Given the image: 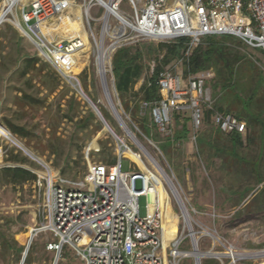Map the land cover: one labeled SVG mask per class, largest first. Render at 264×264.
<instances>
[{
	"label": "built area",
	"instance_id": "1",
	"mask_svg": "<svg viewBox=\"0 0 264 264\" xmlns=\"http://www.w3.org/2000/svg\"><path fill=\"white\" fill-rule=\"evenodd\" d=\"M124 1L129 3L132 12L122 9ZM73 3L76 0H0V27L6 22L14 23L36 46L40 57L66 76L83 96L86 94L77 75L66 72L64 67L73 63L92 38L97 48L98 71L105 70L106 88L100 71L99 74L108 104L124 133L119 134L96 105L97 115L115 138V161L110 164L92 161L93 147L89 146L87 172L77 180L64 177L46 162L41 164L45 171L38 173L33 181L40 198L38 215L41 221L30 227V242L40 233H52L56 240L49 241L47 249L56 253L53 264L59 263L66 245L72 247L85 264H166L164 251L172 242L165 243L167 200H163V193H166L170 204L173 198L179 208L178 228L182 221V233L172 242L170 255L179 259L194 256L190 252L199 250L195 225L204 233L215 235L193 217L196 208H190L189 199L180 191L175 176L167 173L140 140L136 133L140 130L132 122L131 114L123 109L118 96L111 93L107 73L109 68L112 70L115 51L140 39L188 38V55L205 36L231 35L264 50V0H84L80 5L88 25V29L85 26L88 38L76 35L50 39L44 30L45 23L62 17ZM94 7L105 12L98 36L92 26V22L100 19L92 14ZM179 63L169 64L158 72L157 83L162 95L150 101L140 100V112L149 111L157 129L171 136L173 112L189 111L192 138L196 141L204 120V104L211 106L213 101L206 84L214 77V69L184 78ZM154 68L152 66L151 73ZM143 81L144 77L134 89H140ZM212 120L224 133L245 134L247 130L246 122L231 112L215 111ZM129 141L138 149H133ZM126 152L133 154L131 165L138 167L123 170ZM143 195L148 200L145 216L140 214L139 206V198ZM187 237L192 249H180ZM230 251L232 253V247ZM24 263L25 257L20 264Z\"/></svg>",
	"mask_w": 264,
	"mask_h": 264
},
{
	"label": "rangeland",
	"instance_id": "2",
	"mask_svg": "<svg viewBox=\"0 0 264 264\" xmlns=\"http://www.w3.org/2000/svg\"><path fill=\"white\" fill-rule=\"evenodd\" d=\"M83 1L76 0V3L81 4ZM138 5L140 7L141 3ZM122 9L132 12L127 1L122 3ZM92 14L100 18L92 22L95 34L98 36L101 33L102 17H104L105 12L102 13L101 10L94 7ZM61 24L66 29L64 32L63 28L57 29L59 38L76 35L88 36V31L85 29V26L88 29V25L86 19H83L82 7L77 9L69 20H63ZM145 41L147 42L144 43L153 42L149 39ZM90 45L91 48L87 55L80 58V62L84 64L79 67L77 72L65 68L64 70L77 75L83 92L98 106L110 125L119 134H123L122 127L111 112L102 86L96 61L97 48L92 38H90ZM246 51L253 54L252 57L254 58L250 61L257 67L259 82L264 85L263 50L249 46ZM154 56L152 54L145 60L150 62V70L152 66H155V61L150 59ZM30 59H35V61L23 74ZM178 65L180 71L181 64ZM76 67L78 68V66ZM107 74L111 93L118 96L123 109L127 113L130 112L127 104L131 105V119L140 130L135 131L142 143L159 160L167 173L175 176V182L180 191L189 199L190 208H196L193 217L215 235H208L203 232L200 226L195 225L199 250L202 252L224 253L225 255L221 257H219V254L216 257L203 256L202 263L205 260H210L212 264H264V254H262L264 252V220L260 219L259 227H253L258 226L255 223V225H250V228L246 229L247 225H239L238 219L243 212H248V209H243L231 217L230 215L226 216L223 210H218V206H216V210L209 209L202 200L203 196H211L216 197L214 201L218 202L221 191H233V193L241 191L244 194L245 186L248 183L256 184L254 173L250 172V166L244 164L238 170L233 165L236 162L232 163L230 159L242 161L240 153L254 159L258 147L256 145L247 147V143L242 144L238 148L240 153L238 151L237 153L227 152L231 158L225 152H217L216 154V145L231 148L230 139L219 141L215 138L216 135H212L214 136L212 137L213 145L211 147L207 146V148L202 147L204 142L202 131L205 129L211 130L209 128L212 127L215 128L214 122L212 121L210 125L204 123L199 129L195 141L192 138L190 119H187L189 132L186 138L176 141L171 146L170 142L157 136L155 130L160 131L155 124L150 125L151 116L149 111L144 114L140 110L137 112L134 109L137 105L134 102L135 99L128 100L127 103L124 102L122 96L118 95L117 88H115V78L110 68ZM215 74L214 69V76ZM243 81L245 83L246 79ZM206 87L208 92L211 93L213 79L208 80ZM220 96L219 102L226 109L233 95L227 93L225 96H228V98L226 99H224V94ZM237 107V104H234L230 111L235 114ZM180 113L179 121L171 116L170 128L173 134L179 132L185 123L186 117H190L189 111ZM141 120L142 124L140 123ZM0 123L34 154V156H30L22 148L0 135V168L5 165L23 166L29 170H34L33 172L38 175V173L45 171L41 164L46 162L64 177L77 180L81 179L87 172L86 150L89 146L93 147L90 153L92 161L108 163L107 160H112L117 156L114 136L107 130L101 118L80 90L66 76L40 57L36 46L12 22H6L0 27ZM13 126L24 128V131L14 134L11 131ZM132 128L135 129L133 126ZM208 132H205L207 137ZM219 132L222 134L220 129ZM128 143L133 149H138L130 141ZM94 147L98 149H94ZM210 150L212 153H210ZM2 152L3 157H1ZM11 154L17 156L15 161L8 159ZM132 161V155L130 153L126 154L123 157V170L128 171L138 167L135 164L132 166ZM258 196L255 199L256 202L259 201ZM237 200L234 198L233 203ZM147 201L146 196H140L139 206L142 216L147 214ZM39 203L40 198L33 181L17 186L0 183V264H20L24 257V264H53L56 253L47 249V243L56 240L53 234L43 232L36 236L33 241L30 242L29 239L30 227L39 225L41 221L38 215ZM171 205L169 242L178 239L182 233L181 220L179 228L177 227L179 208L173 198ZM236 226H239L238 231L234 229ZM229 228H232V230ZM230 234H233L232 238L235 239L237 245L233 243L234 240H230ZM172 242L164 251L166 264H175L176 262L178 264H195L194 256L179 259V257L170 255L173 248ZM230 247H232L234 253H238L236 256L231 255ZM179 248L183 250L192 249L188 237ZM258 252V256H238L239 254L245 255ZM58 264H85V262L72 247L66 245Z\"/></svg>",
	"mask_w": 264,
	"mask_h": 264
},
{
	"label": "trees",
	"instance_id": "3",
	"mask_svg": "<svg viewBox=\"0 0 264 264\" xmlns=\"http://www.w3.org/2000/svg\"><path fill=\"white\" fill-rule=\"evenodd\" d=\"M145 40L148 39H140L130 44H125L119 47L113 55L112 72L115 78L116 88L119 95L122 96L123 101L127 103L128 100L132 101L135 99L137 105L134 109L138 112L140 110V100L150 101L160 98L162 92L157 83L158 72L169 64L180 62L181 72L184 78H188L190 75L199 73L203 70L214 68L216 74L212 78L213 89L211 92L213 101L211 106L204 104L203 124H211L213 121L212 115L215 111L231 112L232 106L237 104L238 107L235 111V115L246 122L247 130L245 134L238 132L220 134L217 131V135H214L215 138L219 141L230 139L232 146L231 148H223L220 145H216V150H214L216 154L217 152H225L230 156L227 152L233 151V153H237L238 148L242 146V144L247 143V147L251 145H256L258 147L254 159L244 154L241 155L238 151L240 153V158L243 160H233L230 156V161L232 163L236 162L233 165H235L238 170L244 164L251 167L250 172L254 173L253 175L257 183H248L244 189L245 193H250L259 188V204H264V85L259 82V71H257V67L250 61L254 58L252 57L253 54L246 51L249 45L236 36L211 35L202 38L201 43L186 55L189 44L188 38H180L172 41L149 39L153 40V42L144 43L147 42ZM90 48V43H87L77 54L73 63L64 68L77 72L79 67L84 64L80 62V58L87 55ZM152 54L155 55L154 58H150L155 61L153 73L150 71V62L145 61L146 58ZM34 61L35 59L28 60L26 70L23 74L27 72ZM76 66H78V68ZM142 77H144V81L140 89L136 91L134 87ZM244 79H246L245 83L243 81ZM227 93H231L233 97L230 99L225 109L219 100L222 94H224V99L228 98V96H225ZM127 105L130 108L129 113L131 114V105ZM172 116L179 121L181 113L179 110H175ZM187 119L191 121L190 117H186L182 129L171 136H167L157 130H155V132L160 139L170 142L171 146H173L176 141L178 142L186 138L189 132ZM140 123L142 124V120ZM152 123L154 124L152 118H150V125ZM209 129H214V127ZM11 131L14 134H18L24 131V128L13 126L11 127ZM206 131L208 132L210 130L205 129L202 131L204 134L202 147L207 148V146L211 147L213 145L212 137L214 136H212L213 132L210 131L207 137V134H205ZM210 153H212L211 150ZM16 157V155L11 154L8 156V159L15 161ZM115 159L116 157L112 158V160H107V162L109 164L113 163ZM36 177L37 175L33 171L23 166L5 165L0 168V183L3 184H11L13 186L24 185L34 181ZM202 264H212V261L205 260Z\"/></svg>",
	"mask_w": 264,
	"mask_h": 264
},
{
	"label": "crops",
	"instance_id": "4",
	"mask_svg": "<svg viewBox=\"0 0 264 264\" xmlns=\"http://www.w3.org/2000/svg\"><path fill=\"white\" fill-rule=\"evenodd\" d=\"M74 5H76V4L73 3L72 6H74ZM74 12H72L68 16L62 17L59 20V25L50 28L46 32L47 35L51 38H54V39H60L58 37L57 29L63 28L62 30L64 32L66 27H64L61 24V22L63 20H69V18L73 15ZM53 28H54V30H53ZM81 36H83V35H81ZM210 131L213 132L212 135H215V134L217 135V133L219 132V128L215 127L214 129H211ZM221 133H224V132L221 131ZM1 157H3V152H2ZM219 195L220 196H219L218 202L214 201L216 197H211V196H206V197L203 196L202 200L205 204H207V207L209 209H215L216 210L217 209L216 206H218L219 207L218 210H223V212L226 216L230 215L231 217H232V215H235L237 212H239L243 209H248V212H245V213L243 212L241 217L238 219L239 225H242V224L247 225L246 229H249L250 225H255V223L258 226H253V227H259L260 219L264 220V204H259V201H257V202L255 201L257 195H259V188L251 191L250 193H245V194H242L241 191L239 193H236V192L233 193V191H228V192L227 191H221V193ZM234 198L238 199V200L233 203ZM254 203H257V204H254ZM206 210H208V209H206ZM238 227L239 226L234 227L235 231H238ZM229 229L232 230V228H229ZM230 235H231L230 240L235 241V239L232 238L233 234H230ZM233 243H236V245H237L236 241Z\"/></svg>",
	"mask_w": 264,
	"mask_h": 264
},
{
	"label": "bare ground",
	"instance_id": "5",
	"mask_svg": "<svg viewBox=\"0 0 264 264\" xmlns=\"http://www.w3.org/2000/svg\"><path fill=\"white\" fill-rule=\"evenodd\" d=\"M27 0H23V2H26ZM76 4V3H75ZM77 7V8H76ZM81 7L80 4H76V6L73 8V6L71 5L69 7V9L65 12V14L62 16V17H65V16H68L69 14H71L72 12H74V10H77ZM76 8V9H75ZM62 17H57L55 19H52L50 21H48L47 23H45L44 25V30L45 32H47L50 28L54 27V26H57L59 25V20L62 18ZM73 37V36H72ZM85 39L88 38V36H83ZM52 39V38H50ZM54 40V39H52ZM87 43H90L89 41H87ZM86 43V44H87ZM103 57L101 56V59ZM97 61V60H96ZM103 67V66H102ZM100 74L103 75L105 74V70L103 68H100ZM0 135L2 137H5V139H9L10 141H12L15 145L19 146L20 148H24V149H27L28 153L32 156H34V154L28 149L26 148L23 143H21L5 126H3L1 123H0ZM130 153L133 157V154L131 152H126V154ZM159 180L160 177H158ZM163 200L166 201L167 200V209H166V213H165V220H166V228H165V243L166 244H169V239H168V235H169V220H170V217H171V204H170V201L166 195V193H163ZM191 255H201V257L203 256H209V257H212L214 254H219V257L221 256H225L224 253H215V252H212V251H208V252H200L198 249H195L193 251L190 252ZM238 254V253H237ZM236 253H234V251H232V254L233 257L237 255ZM259 255V252L258 253H253V254H245V255H238L240 257H248V256H257ZM260 257V256H259Z\"/></svg>",
	"mask_w": 264,
	"mask_h": 264
},
{
	"label": "water",
	"instance_id": "6",
	"mask_svg": "<svg viewBox=\"0 0 264 264\" xmlns=\"http://www.w3.org/2000/svg\"><path fill=\"white\" fill-rule=\"evenodd\" d=\"M102 82H103V84H104V86H105V88L107 87V80H106V78L104 77V75H102ZM85 96V98H86V100L88 101V103L93 107V109L96 111V113H97V106H96V104L95 103H93V101H91V99H89L86 95H84ZM98 114V113H97ZM22 148V147H21ZM27 154H29L28 153V151H27V149H24V148H22ZM30 155V154H29ZM30 156H32V155H30ZM263 254V253H262ZM195 256V259H196V263L197 264H201V255H194ZM213 256H218L217 254H214ZM258 256V255H257Z\"/></svg>",
	"mask_w": 264,
	"mask_h": 264
}]
</instances>
